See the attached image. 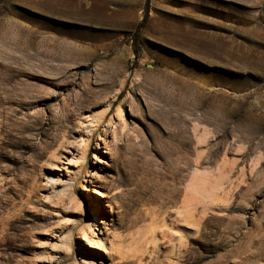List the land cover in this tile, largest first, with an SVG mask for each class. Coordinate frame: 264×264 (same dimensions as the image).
<instances>
[{
  "label": "rangeland",
  "instance_id": "374dc122",
  "mask_svg": "<svg viewBox=\"0 0 264 264\" xmlns=\"http://www.w3.org/2000/svg\"><path fill=\"white\" fill-rule=\"evenodd\" d=\"M0 264H264V0H0Z\"/></svg>",
  "mask_w": 264,
  "mask_h": 264
},
{
  "label": "bare ground",
  "instance_id": "6f19581e",
  "mask_svg": "<svg viewBox=\"0 0 264 264\" xmlns=\"http://www.w3.org/2000/svg\"><path fill=\"white\" fill-rule=\"evenodd\" d=\"M52 66L51 64H40L39 66V69L41 68V70H43V67H45L44 70H47V69H50L49 67ZM59 67L58 70H64V69H67L66 67H64L63 65L62 66H57ZM40 104L39 101H35V102H32L30 103V106H38ZM42 105H44L45 107L48 105V102H46L45 104L41 103ZM104 116L102 115H98L96 117H94V123L97 124L98 128L97 129H100L99 127L101 126L100 123H101V120L103 119Z\"/></svg>",
  "mask_w": 264,
  "mask_h": 264
}]
</instances>
